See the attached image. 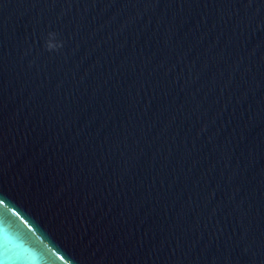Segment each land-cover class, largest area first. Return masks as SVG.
<instances>
[{
    "label": "water",
    "instance_id": "1",
    "mask_svg": "<svg viewBox=\"0 0 264 264\" xmlns=\"http://www.w3.org/2000/svg\"><path fill=\"white\" fill-rule=\"evenodd\" d=\"M9 232L34 264H264V0H0Z\"/></svg>",
    "mask_w": 264,
    "mask_h": 264
},
{
    "label": "clouds",
    "instance_id": "2",
    "mask_svg": "<svg viewBox=\"0 0 264 264\" xmlns=\"http://www.w3.org/2000/svg\"><path fill=\"white\" fill-rule=\"evenodd\" d=\"M52 35V34H50ZM0 264H34L11 232L0 234Z\"/></svg>",
    "mask_w": 264,
    "mask_h": 264
}]
</instances>
